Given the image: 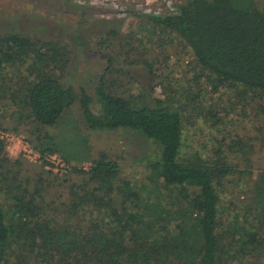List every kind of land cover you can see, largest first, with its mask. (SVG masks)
I'll use <instances>...</instances> for the list:
<instances>
[{
    "label": "trees",
    "instance_id": "obj_1",
    "mask_svg": "<svg viewBox=\"0 0 264 264\" xmlns=\"http://www.w3.org/2000/svg\"><path fill=\"white\" fill-rule=\"evenodd\" d=\"M146 17L184 41L215 91L228 88L244 110L264 112L263 1L187 0L173 15ZM72 37L77 60L78 46L86 43ZM73 54L56 41L0 35V113L34 128L32 143L42 156L65 155L52 137L45 135L42 143L40 135L58 125L75 102L90 130L143 133L161 148L150 177L155 193L144 195L121 178L119 164L101 153L89 170L73 167L79 180L66 196L55 192L48 201L53 188L41 181L32 190L30 178L21 176L23 163L11 159L0 140V176L11 204L6 210L0 203V264H264V169H250L258 141L239 138L230 146L226 137L211 133L185 152L187 119L194 121L192 127L202 120L219 131L225 122L219 109L188 115L186 107L173 109L162 100L136 109L108 90L103 72L92 79L93 90L85 74L90 79L78 92L74 82L63 85ZM103 58L108 73L114 62ZM7 108L14 110L9 114ZM259 149H264L263 131ZM8 162L11 168L3 174ZM232 185L242 194L225 193Z\"/></svg>",
    "mask_w": 264,
    "mask_h": 264
},
{
    "label": "rangeland",
    "instance_id": "obj_2",
    "mask_svg": "<svg viewBox=\"0 0 264 264\" xmlns=\"http://www.w3.org/2000/svg\"><path fill=\"white\" fill-rule=\"evenodd\" d=\"M185 2L187 0H0V35L17 34L36 40L56 41L68 47L74 54L69 71L62 77L63 85L74 82L78 92L80 83L90 79L89 76L84 77L85 74H90L93 90L95 83L92 79L98 80L97 75L103 72L108 90L129 100L136 109L156 107L158 100L173 109L186 107L188 115H200L203 108L211 110L210 106L212 110L219 109L225 120L218 123L219 131L211 129L210 124L202 120L192 127L194 121L187 119L184 133L187 146L183 150L190 153V147L201 144L203 139L208 140L213 137L212 134L219 140L226 137L225 144L230 146L235 145L239 138H248L258 141V153L250 169L255 172L264 169V149H259L264 132L263 109L248 107L244 110L243 105H238V96L232 90L221 87L215 91L207 84V73L201 76L193 53L184 41L176 34L158 28L146 17L173 15ZM74 34L86 43L84 48L78 46L80 58L77 60ZM104 56L114 62L108 73L104 71L107 66ZM56 73L61 72L57 70ZM7 109L9 114L14 110ZM226 113L229 116L224 117ZM5 115L0 113V118H4L1 121L4 126L0 130L14 138L11 142L6 141V152L14 161L23 163V166L17 167L23 168V179L30 178L32 190L41 181L53 188L49 196L46 195V200L49 201L55 192H65L66 196L69 185L79 180L71 174L72 168L89 170L92 160L101 153H107L119 164L121 178L133 182L144 195L155 193V183L150 177L153 174L152 165L160 161L161 148L143 133L123 128L90 130L84 123L79 103L75 102L58 125L45 128L40 135L43 139L45 135L52 137L59 149L70 158L68 162L65 155L54 154L57 160L53 163L44 158L37 159L36 155L41 152L32 143L37 140L33 137L34 128L31 130L30 124L20 126L19 121L8 120ZM6 164L9 165L3 168V174L11 168L12 162ZM66 179L70 182L64 183ZM0 185H4L3 176H0ZM233 185L237 182L233 181ZM233 185L225 193L239 189L242 194L241 188ZM6 199L2 186L0 203L8 210L11 204ZM55 200L61 203L64 198ZM222 204L227 206L226 202Z\"/></svg>",
    "mask_w": 264,
    "mask_h": 264
},
{
    "label": "built area",
    "instance_id": "obj_3",
    "mask_svg": "<svg viewBox=\"0 0 264 264\" xmlns=\"http://www.w3.org/2000/svg\"><path fill=\"white\" fill-rule=\"evenodd\" d=\"M0 140L11 142L14 140V138L10 134L6 133L5 131L0 130ZM36 157H37V159H43L44 158L46 161L53 162V163H55L54 161L57 160L56 155L42 156L41 154H38V155H36ZM61 166L64 167L63 164H61Z\"/></svg>",
    "mask_w": 264,
    "mask_h": 264
}]
</instances>
